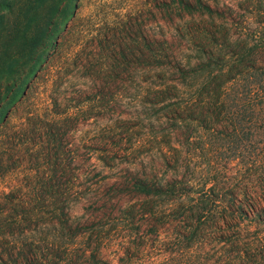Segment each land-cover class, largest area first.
<instances>
[{"label":"trees","instance_id":"trees-1","mask_svg":"<svg viewBox=\"0 0 264 264\" xmlns=\"http://www.w3.org/2000/svg\"><path fill=\"white\" fill-rule=\"evenodd\" d=\"M81 1L0 0V178L25 172L13 188H0V264H264V29L252 44L238 45L218 36L224 23L214 24L217 10L206 1L165 0L178 20H211L194 32L178 29L197 53L195 62L178 58L166 38H144V54L131 9L111 26L103 22L114 48L105 49L107 32L94 31L99 49L86 57L80 42L67 47ZM140 59L149 75L134 103L157 125L144 136L127 120L106 125L97 138L95 149L104 152L98 159L109 168L115 159H157L180 175L168 180L136 171L123 186L137 197L115 216L74 217L71 207L104 187V175L78 180L77 147L67 137L80 106L105 96L96 90L60 110V82L91 61L97 67L88 76L122 79ZM39 86L54 87L44 112L24 110ZM225 137L244 142L241 155L230 159L241 156L239 169L228 175L211 166L213 144Z\"/></svg>","mask_w":264,"mask_h":264},{"label":"rangeland","instance_id":"rangeland-1","mask_svg":"<svg viewBox=\"0 0 264 264\" xmlns=\"http://www.w3.org/2000/svg\"><path fill=\"white\" fill-rule=\"evenodd\" d=\"M163 1L165 0H83L78 8L79 18L69 22L71 34H69L67 47L72 50L74 49V44L80 42L83 48V55L89 57L92 50L97 51L99 49L90 35L95 33L94 31H99L100 33L107 32L110 35L109 45H104L105 49L107 47L114 48V44H112V42L114 43V34L105 28L103 22H107L110 25L114 23L117 14L131 9L135 11L134 14L137 18L134 21L135 31H140L141 36L138 39V45L144 54V38H166L172 44V48L178 58L189 60L191 63L195 62L197 53L192 50V46L187 42L186 38L179 36L178 29L182 28V31L185 32L188 27L194 32L203 22L207 21L206 24H211V20L206 16L197 15L193 18L186 17L183 20H178L174 16V10L165 7ZM204 1L217 10L213 20L214 24L224 23V29L219 27V30H221L218 32L219 37L227 35L235 40L238 45L243 44V42L252 44L253 40L260 37L259 33L264 29V0ZM74 29L78 30L77 34H74ZM78 34L79 41L76 40V35L78 36ZM127 42L129 44L128 47L132 45L130 39H127ZM131 48L133 47L130 46L128 50L131 51ZM100 52L102 53V51ZM134 53L138 52L135 51ZM111 63L112 59H109L107 65ZM90 64L88 69L93 70L97 67L96 61H91ZM88 69L80 68L77 71L74 70V72L76 71L75 74L60 82V89H64V91L58 96V107L63 110L65 106L70 104L78 105L75 101L81 98L80 95L92 94L96 90H99L105 96L104 99H100L98 102H84L80 106L83 112L77 115V121L67 137L72 143V147H77L78 158L75 164L78 166L76 171L78 180L82 183H86L85 181L88 180H95L99 177V174H97L99 171L104 175L102 178L104 187L99 188L93 194H88V199H81L70 209V213L74 217L96 221L99 218L105 219L107 216H115L121 207H125L135 201L137 195L133 192H128L123 186L128 181L130 174L136 171L147 176L150 173H158L162 174L161 177L170 180L176 176L178 177L180 172L166 169L164 166L159 165L157 159H154V161L145 159L142 164H132L124 159H115L113 168L103 166L102 161L98 157L104 156V152L96 150L95 147L100 144L97 138L106 125L111 123L115 125L118 119L127 120L132 125L136 124L139 133L143 136L151 131L150 124L157 125L153 120L154 116H150V111L144 106L134 103L137 93L136 88L142 79L149 75V68L143 59L134 63L130 62L127 69L129 72L124 74V78L117 80H114V74L113 76L102 77L99 75L98 77V74L92 72L88 76L87 74L90 73ZM48 89H54V87L44 88L39 86L37 93L33 96L31 95L24 103V110H37L43 113L46 93H49ZM76 111L75 109L71 110L73 113ZM225 138L227 139L220 138V140H215L213 148L217 151V154H215L216 158L212 159L211 166L213 169L228 175L230 172L239 169L241 156L233 161L230 159H233L234 153L235 155H239V153L241 155V152H243L241 147L244 142L239 145L238 141L231 140L230 137ZM83 145H89L91 148H84ZM125 145L128 146V143L126 142ZM196 145H190V149L195 150ZM116 148L117 145L114 143V151ZM184 148L186 151L189 150L186 147ZM179 171L188 170L181 168ZM23 173L25 172L13 171L0 178V188L5 191L13 188L21 181ZM235 192L241 193L238 189ZM115 226V224L112 227L110 225L112 229ZM111 239H113L111 241L115 245L117 240L114 239V236ZM105 253L108 255V252Z\"/></svg>","mask_w":264,"mask_h":264}]
</instances>
